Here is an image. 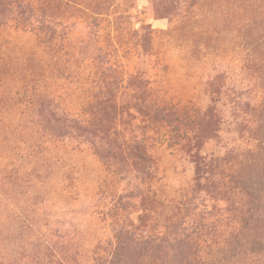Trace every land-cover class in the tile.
I'll list each match as a JSON object with an SVG mask.
<instances>
[{"label": "rangeland", "instance_id": "1", "mask_svg": "<svg viewBox=\"0 0 264 264\" xmlns=\"http://www.w3.org/2000/svg\"><path fill=\"white\" fill-rule=\"evenodd\" d=\"M73 1L61 0L53 8V0L34 5L0 0V264H264L263 255L250 254V230H240L243 239L234 237L231 251L210 247L190 254L177 242L184 239L182 229L172 227L181 224L191 231L193 223L209 221L197 235L212 231L228 239L233 236L230 227L239 224L224 206L227 195L217 174H205L199 158L223 156L246 142L252 116L245 103L264 91V0L243 6V29L236 27L237 37L221 48L218 40L216 51L223 56L218 60L209 58L216 46H209V36L200 32L199 16L185 15L186 0ZM93 1L109 9L110 22L116 13L123 14L135 31L165 30L174 21L187 30L180 27L177 43L191 37L199 49L193 52L196 64L190 63L189 78L198 89L194 102L205 119L215 122L214 130L192 142L179 136L155 142L148 174L120 151L127 127H132L123 120H132L101 106L92 108L88 120L85 114L81 118L71 113L87 96L84 75L94 70L98 48L107 39L115 45L119 39L110 23L80 12L78 4L85 8ZM200 2L204 0H187V10ZM154 41L149 36L136 45L146 73L156 65L165 67L144 54L154 49ZM168 64L165 72L174 76L169 85L190 87L175 77L185 68ZM200 68L205 72L198 81ZM136 87V99L129 97V104L138 101L141 86ZM147 89L141 88L143 96ZM111 190L127 196L118 216L102 206ZM205 211L214 217L204 221ZM131 229L120 237L121 254L107 258V242L119 230ZM157 231H173L176 239L158 248L143 242Z\"/></svg>", "mask_w": 264, "mask_h": 264}, {"label": "trees", "instance_id": "2", "mask_svg": "<svg viewBox=\"0 0 264 264\" xmlns=\"http://www.w3.org/2000/svg\"><path fill=\"white\" fill-rule=\"evenodd\" d=\"M24 1L34 5L37 0ZM70 1L72 0H66V2ZM59 2L61 0H53L50 3H53L52 7L56 8ZM73 2L76 3L75 0ZM251 2L253 0H204V2L199 3L196 9L193 7V9L187 10L191 3H187L186 0V5H183L185 15L191 18L199 16L198 28L200 32L209 36L211 41V43L207 42L209 46L213 43L216 46L210 53L211 57L209 58L222 59L223 56L216 51L219 41V48H221L220 45L226 41L232 42L237 37L234 35L236 27L242 30V22L247 17H245L247 13L243 6L245 5L247 8V4H251ZM78 7H81L80 12L83 15L91 17L95 22L107 21V23H110L109 25L115 27V36L119 39L116 45L107 39L98 48L97 54L92 60L94 70L84 75V81L88 82L89 85L85 88L87 96L79 106L77 105L74 111H69L73 113V116L82 118L85 114L88 120L92 116V108L101 106L108 109L113 108L121 117L124 115L123 118L132 120L133 122L123 120L127 126L132 124V127H127L128 135L125 138L123 150L120 151L126 153L124 155L126 159L140 163L145 170H148L147 168L150 166L153 167L150 164L153 160L155 142L160 143L163 139L173 140L177 136L182 140L190 139L188 142H192L201 134L204 133L208 136V132L214 130L211 129V125L215 122L205 119L206 113L202 112L200 104L194 102L193 95L198 89L191 83L189 69L192 65L191 62L196 64L192 58L195 57L193 55H196L199 49L195 46L196 44L191 37L190 39L185 38V40L178 38L177 43V32H180L182 26L171 21V25L165 30L153 31L143 28L140 32L133 30L123 14L116 13L113 22H110L109 9L99 1H93L91 5H85V8L79 4ZM49 8L51 9V7ZM237 11L239 12L237 13ZM186 26L192 29V24ZM181 30L185 29L182 27ZM185 31L187 32V30ZM192 31L198 33L196 29H192ZM136 34H139V39L136 38ZM149 36L151 39H155L154 49H152V46L149 52L146 51L144 54L147 53L155 64L165 65L160 70L161 67L157 65L150 67L147 71V73L152 74L150 77L145 70L140 68L138 63L143 62L142 66H144L145 62L139 61V57L136 55V45L144 41L146 37L149 38ZM99 56L103 57L97 61ZM228 59L230 60V58ZM221 62L219 61L217 71L221 70ZM168 63L185 68L175 77L184 79L190 87L182 88L178 83L173 87L169 85L170 79L174 76L169 77L168 73L165 72ZM211 65L213 67L215 63H211ZM208 66L210 67V65ZM213 68L215 69V67ZM202 72L205 71L200 68V72H197L198 75L196 74L198 81H201V74L199 73ZM216 73L214 77H216ZM246 84L248 85V83ZM138 85L141 88L148 87L147 95L143 96V91L140 88L138 101L129 104V97L132 96L134 100L136 99L133 93L137 92L136 86ZM261 92L255 94L257 97L253 98V102L245 103L249 109V115L252 116L248 120L245 129L247 135L244 140L246 142L235 147V149H231L223 156L198 157L204 166L205 174H217L221 184L220 190H224L223 192L227 195V201H225L227 206L225 204L224 206L231 213L237 215L239 224L236 226L234 223L230 227V235L233 236L228 239L224 233L214 234L212 231L197 235L198 229L203 231L204 228L209 226L207 225L209 221L202 223L200 226L193 223L194 226L191 231L184 226L180 227L181 224L173 225V229H182L184 234V239H177V242L185 249L184 253L196 254L199 250L210 247H217L216 251L219 253L227 252L229 249L231 251L234 248L232 239L234 237L243 239V232L250 230L252 233L250 246L252 258H257L259 255L264 256V94ZM133 129H136L137 132L133 133ZM260 133L262 134L260 135ZM111 152L113 154L117 153L116 149L113 148H111ZM149 171L146 174L150 173ZM109 192L106 195L108 199L102 206L107 211L109 210L112 216H118L121 213L120 205L127 196L122 195V193L113 194L112 190ZM215 207L216 205H214ZM219 212L220 210H218ZM202 215L204 221L214 217L208 211H205ZM130 226H133V223ZM132 231V229L130 232L119 230L113 239L107 242L109 246L105 252L107 258L121 254L120 237L126 235L125 233H132ZM172 234L173 231H168V234L157 231L148 234L143 242L150 246L155 244L157 248L160 244L166 246L169 245L168 239L169 242L170 238L176 239ZM196 237L200 239L201 244L195 240ZM173 245H177V243ZM182 251L180 253H183ZM113 260L110 263H113Z\"/></svg>", "mask_w": 264, "mask_h": 264}]
</instances>
